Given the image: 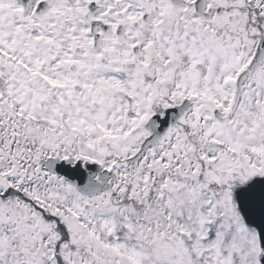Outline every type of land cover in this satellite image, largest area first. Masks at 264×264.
Instances as JSON below:
<instances>
[{"label": "snow or ice", "instance_id": "1", "mask_svg": "<svg viewBox=\"0 0 264 264\" xmlns=\"http://www.w3.org/2000/svg\"><path fill=\"white\" fill-rule=\"evenodd\" d=\"M0 264H264V0H0Z\"/></svg>", "mask_w": 264, "mask_h": 264}]
</instances>
